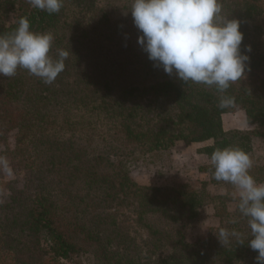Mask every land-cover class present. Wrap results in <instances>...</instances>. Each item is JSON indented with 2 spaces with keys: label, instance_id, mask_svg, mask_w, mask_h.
I'll list each match as a JSON object with an SVG mask.
<instances>
[{
  "label": "trees",
  "instance_id": "1",
  "mask_svg": "<svg viewBox=\"0 0 264 264\" xmlns=\"http://www.w3.org/2000/svg\"><path fill=\"white\" fill-rule=\"evenodd\" d=\"M131 2L62 0L49 14L29 0H0V35L26 17L32 31L53 34V57L69 52L51 84L23 68L0 76V158L26 176L18 188L0 163V264H256L239 197L209 189L222 182L212 164L201 168L209 180L169 186L137 183L131 166L180 142L210 141L202 150L209 159L238 147L264 183V158L253 147L264 146V0H219L221 16L241 21L250 57L245 77L225 93L155 67L138 44ZM222 95L235 103L220 107ZM242 110L250 128L226 131L223 115ZM205 207L218 225L189 241ZM221 228L239 232L243 245L233 237L223 246Z\"/></svg>",
  "mask_w": 264,
  "mask_h": 264
},
{
  "label": "clouds",
  "instance_id": "2",
  "mask_svg": "<svg viewBox=\"0 0 264 264\" xmlns=\"http://www.w3.org/2000/svg\"><path fill=\"white\" fill-rule=\"evenodd\" d=\"M29 3L49 14L58 13L62 7V0ZM130 12L135 27L142 33L138 44L154 66L166 74L175 75L183 83L215 86L220 93L245 77L250 57L241 48V21L221 16L219 0H132ZM53 41L51 32H34L28 18H20L12 34L0 35V76L10 78L23 68L45 84L53 83L65 70L69 56L67 50L58 49L53 57ZM246 52H251L250 45ZM234 103L235 98L226 95L219 100L220 107ZM0 163L7 166L3 158ZM211 163L214 178L238 190L239 212L248 218L250 229L247 245L258 252L256 264H264V183L250 174V156L238 147L217 148ZM216 236L223 246L233 237L241 242L240 233L234 229L221 228Z\"/></svg>",
  "mask_w": 264,
  "mask_h": 264
},
{
  "label": "rangeland",
  "instance_id": "3",
  "mask_svg": "<svg viewBox=\"0 0 264 264\" xmlns=\"http://www.w3.org/2000/svg\"><path fill=\"white\" fill-rule=\"evenodd\" d=\"M223 124L226 131L242 130L250 128L247 123L245 112L227 113L223 115ZM16 132L10 135L8 140L9 148L15 147ZM212 142L196 143L186 145L183 142L177 144L171 153L162 156H148L131 166V177L141 185L169 186L174 184L194 183L196 181L209 180V174L201 168L211 163V159L202 150L210 146ZM7 147L6 143L0 142V152ZM254 153L258 158H264V146L260 140L253 143ZM3 166V176L5 181H14L15 186L22 188L25 184V174L18 168H13L6 162ZM210 191L215 194H224L231 197H239L238 190L234 185L221 182L218 185H212ZM3 192L0 190V199ZM231 204V209L234 208ZM218 225V220L214 216L212 207L202 209L201 217L196 227L189 230L187 238L189 241H195L197 238L205 235L210 227Z\"/></svg>",
  "mask_w": 264,
  "mask_h": 264
},
{
  "label": "crops",
  "instance_id": "4",
  "mask_svg": "<svg viewBox=\"0 0 264 264\" xmlns=\"http://www.w3.org/2000/svg\"><path fill=\"white\" fill-rule=\"evenodd\" d=\"M199 144V143H198Z\"/></svg>",
  "mask_w": 264,
  "mask_h": 264
}]
</instances>
